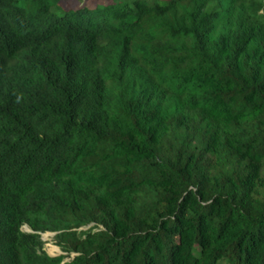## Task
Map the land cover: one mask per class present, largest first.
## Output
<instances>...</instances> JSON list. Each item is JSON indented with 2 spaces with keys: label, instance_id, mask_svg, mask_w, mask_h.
<instances>
[{
  "label": "trees",
  "instance_id": "1",
  "mask_svg": "<svg viewBox=\"0 0 264 264\" xmlns=\"http://www.w3.org/2000/svg\"><path fill=\"white\" fill-rule=\"evenodd\" d=\"M0 264H264V0H0Z\"/></svg>",
  "mask_w": 264,
  "mask_h": 264
},
{
  "label": "rangeland",
  "instance_id": "2",
  "mask_svg": "<svg viewBox=\"0 0 264 264\" xmlns=\"http://www.w3.org/2000/svg\"><path fill=\"white\" fill-rule=\"evenodd\" d=\"M75 2L76 3L73 5L74 9L84 7L87 4V2H84V1H75ZM83 229H85V228H83ZM21 231L23 233H27L28 227L23 226L21 228ZM53 237H54V235L52 233H43V235L40 236V240L43 242L42 250L50 257H56V256H59L62 254V252L59 250V248L54 245ZM65 261H67V260H65Z\"/></svg>",
  "mask_w": 264,
  "mask_h": 264
},
{
  "label": "water",
  "instance_id": "3",
  "mask_svg": "<svg viewBox=\"0 0 264 264\" xmlns=\"http://www.w3.org/2000/svg\"><path fill=\"white\" fill-rule=\"evenodd\" d=\"M27 233H32V232L28 229V232Z\"/></svg>",
  "mask_w": 264,
  "mask_h": 264
},
{
  "label": "bare ground",
  "instance_id": "4",
  "mask_svg": "<svg viewBox=\"0 0 264 264\" xmlns=\"http://www.w3.org/2000/svg\"><path fill=\"white\" fill-rule=\"evenodd\" d=\"M57 252V251H56Z\"/></svg>",
  "mask_w": 264,
  "mask_h": 264
}]
</instances>
